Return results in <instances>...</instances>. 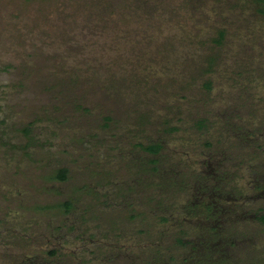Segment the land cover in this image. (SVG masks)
<instances>
[{"label": "rangeland", "instance_id": "374dc122", "mask_svg": "<svg viewBox=\"0 0 264 264\" xmlns=\"http://www.w3.org/2000/svg\"><path fill=\"white\" fill-rule=\"evenodd\" d=\"M259 8L0 0V264H264Z\"/></svg>", "mask_w": 264, "mask_h": 264}, {"label": "trees", "instance_id": "16d2710c", "mask_svg": "<svg viewBox=\"0 0 264 264\" xmlns=\"http://www.w3.org/2000/svg\"><path fill=\"white\" fill-rule=\"evenodd\" d=\"M253 2H255L260 8H259V12L261 14L264 15V0H251ZM224 37V33L221 32L220 34V38L217 39L216 41H218V43H221L222 42V39ZM147 152H150V153H154V154H158L160 152V150L162 149V145L161 144H156V143H153V144H149L148 146H142ZM56 179L60 180V181H65L67 180L68 178V173H67V169L66 168H61L57 175L55 176ZM208 207L209 204L207 203L206 204ZM66 209H71V204L69 202L65 203L63 205ZM261 221L264 223V215L261 216Z\"/></svg>", "mask_w": 264, "mask_h": 264}]
</instances>
